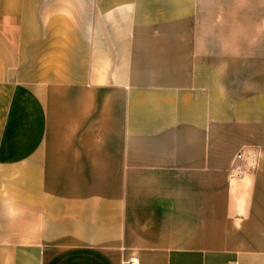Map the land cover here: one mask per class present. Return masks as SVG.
I'll list each match as a JSON object with an SVG mask.
<instances>
[{
    "label": "crops",
    "instance_id": "1",
    "mask_svg": "<svg viewBox=\"0 0 264 264\" xmlns=\"http://www.w3.org/2000/svg\"><path fill=\"white\" fill-rule=\"evenodd\" d=\"M133 258L264 264V0H0V264Z\"/></svg>",
    "mask_w": 264,
    "mask_h": 264
},
{
    "label": "built area",
    "instance_id": "2",
    "mask_svg": "<svg viewBox=\"0 0 264 264\" xmlns=\"http://www.w3.org/2000/svg\"><path fill=\"white\" fill-rule=\"evenodd\" d=\"M236 157H237V158L242 157V153H241V152L237 153ZM129 262H130L131 264H137V263H138V261H137L136 258L131 259Z\"/></svg>",
    "mask_w": 264,
    "mask_h": 264
}]
</instances>
